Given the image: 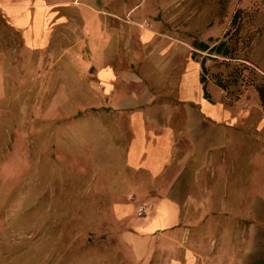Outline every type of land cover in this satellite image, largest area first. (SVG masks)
I'll list each match as a JSON object with an SVG mask.
<instances>
[{"label":"crops","instance_id":"obj_1","mask_svg":"<svg viewBox=\"0 0 264 264\" xmlns=\"http://www.w3.org/2000/svg\"><path fill=\"white\" fill-rule=\"evenodd\" d=\"M146 2L0 0V45L17 48L12 61L35 82L36 64H50L45 88L58 89L52 95L65 94L67 78L77 80L78 112H93L92 189L136 262L264 264L256 169L244 183L237 168L225 166L238 133L264 120L246 117L245 97L225 103L210 82L205 98L189 45L154 22L137 27ZM5 54L0 78L13 69ZM251 137L259 152L260 136ZM139 204L147 207L141 217Z\"/></svg>","mask_w":264,"mask_h":264},{"label":"rangeland","instance_id":"obj_2","mask_svg":"<svg viewBox=\"0 0 264 264\" xmlns=\"http://www.w3.org/2000/svg\"><path fill=\"white\" fill-rule=\"evenodd\" d=\"M147 2L137 27L154 22L161 33L189 47L193 39L221 37L233 12L246 11L255 37L245 56L264 76V0ZM0 53L17 59L12 45H0ZM10 63L12 72L0 78V264H141L120 237L121 228L110 221V208L100 207L101 192L92 189L93 112H78L77 80L67 78L65 94L52 95L58 89L48 93L45 88L50 64H36L41 77L35 82L32 74L21 72L18 61ZM208 64L211 73L225 71ZM53 66L62 70L61 63ZM240 92L236 102L245 97L246 117L264 120L254 89L246 86ZM249 131L238 133L241 139L231 145L225 166L237 168L244 183L255 167L264 192V125ZM253 135L260 136L259 152Z\"/></svg>","mask_w":264,"mask_h":264},{"label":"trees","instance_id":"obj_3","mask_svg":"<svg viewBox=\"0 0 264 264\" xmlns=\"http://www.w3.org/2000/svg\"><path fill=\"white\" fill-rule=\"evenodd\" d=\"M251 22L252 17L246 11L235 10L221 37L192 40L190 59L199 65V82L205 98L209 99L206 92L209 82L224 92V102L229 105L238 100L241 89L249 86L254 89L264 110V76L259 75L245 56L255 37ZM208 63L225 71L211 73Z\"/></svg>","mask_w":264,"mask_h":264},{"label":"built area","instance_id":"obj_4","mask_svg":"<svg viewBox=\"0 0 264 264\" xmlns=\"http://www.w3.org/2000/svg\"><path fill=\"white\" fill-rule=\"evenodd\" d=\"M146 211H147V207H144V206H141L139 209H138V215L139 216H142V215H144L145 213H146Z\"/></svg>","mask_w":264,"mask_h":264}]
</instances>
